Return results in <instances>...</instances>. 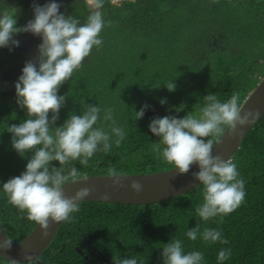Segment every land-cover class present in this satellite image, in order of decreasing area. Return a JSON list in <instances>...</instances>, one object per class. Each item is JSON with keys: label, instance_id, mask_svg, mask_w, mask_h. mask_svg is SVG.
<instances>
[{"label": "trees", "instance_id": "16d2710c", "mask_svg": "<svg viewBox=\"0 0 264 264\" xmlns=\"http://www.w3.org/2000/svg\"><path fill=\"white\" fill-rule=\"evenodd\" d=\"M46 1L0 0V13L23 6L34 15L33 4ZM59 4L61 13L81 23L89 15L85 0ZM101 12L106 22L100 33L103 44L93 47L82 67L59 87L57 94L66 99L55 126H61L70 112L83 113L87 103L101 108L95 127L110 130L111 121H104L103 115L111 108L116 126L126 136L119 146L113 136L111 154L98 151L87 166L74 161L66 169L74 165L86 176L107 175L110 167L122 174L170 169L173 166L153 151L159 140L148 127L153 118L197 114L209 93L225 102L238 92L242 103L264 76V0H124L119 5L104 0ZM2 51L12 53L6 47H0ZM170 82L175 84L173 91L165 86ZM16 101L14 95H0V226L8 238L21 241L35 223L23 219L2 190L4 182L25 170L32 156L27 152L21 157L5 130L27 119L26 109ZM145 105L143 117L135 119V111ZM231 160L245 181L246 195L230 214L199 221L195 209L203 200L200 184L157 203L82 201L40 253L39 264H84L73 247L83 248V239L113 262L136 258L138 264H163V244L179 239L185 254H203V264H219L221 249L231 253L223 264H264V115ZM50 164L59 167L58 161ZM197 223L201 232L205 227L219 230L228 243L207 244L199 235L195 241L188 239V229ZM0 264L10 260L0 256Z\"/></svg>", "mask_w": 264, "mask_h": 264}, {"label": "clouds", "instance_id": "9594fccd", "mask_svg": "<svg viewBox=\"0 0 264 264\" xmlns=\"http://www.w3.org/2000/svg\"><path fill=\"white\" fill-rule=\"evenodd\" d=\"M111 2L116 5L119 0ZM85 4L89 15L84 23L73 15L61 13L60 4L55 0L43 6L33 4L34 17L24 26L17 25L15 9L0 14V47L18 46L19 41L13 39L16 33L30 32L41 37L36 62H26L14 84L16 102L26 109L27 119L5 128L12 134L14 150L21 157L27 152L32 156L25 170L4 182L2 190L8 203L23 214V219L40 226L42 236L48 235L50 221H70L72 214L79 211L80 202L90 192L89 188H80L71 196L66 195L63 186L69 181L86 179V175L74 165L67 169L64 166L74 161L87 166L89 159L98 151L111 154L113 136L116 146L126 136L125 131L116 126L111 108L105 109L103 115L104 121H111L107 126L110 130L95 127L101 119V108L87 103L83 113L70 112L61 126H55L66 99L65 95L57 94L59 87L82 67L93 47L99 48L103 44L100 33L106 23L101 12L104 0H85ZM107 24L111 26L112 22ZM165 86L169 91L175 89L173 82ZM202 100L204 104L197 114L188 112L182 118H153L148 127L159 137L153 145L157 158L172 165L179 174L188 173L193 164L198 166L199 170L192 175L203 186V200L195 209V217L207 222L236 210L246 195L245 181L240 178L233 160L212 154L214 141L219 142L226 129L230 132H237L238 126L242 129L258 113L243 109L238 92L225 102L212 93ZM146 107L135 111V119L143 117ZM52 161H58L59 167L51 166ZM107 176L114 178V185L123 187L119 178L124 176L116 168H108ZM128 187L137 193L142 190V185L136 180L131 181ZM186 235L192 241L199 235L207 244L217 241L228 243L219 230L205 227L201 232L199 223L189 228ZM10 247L11 239L0 242V248ZM162 249L163 264H203V254L200 251L185 254L179 239L163 244ZM230 255L229 250L221 249L217 261L223 264ZM37 260V256L26 252L23 261L11 259L10 264H35ZM114 264H138V261L136 258H124L114 261Z\"/></svg>", "mask_w": 264, "mask_h": 264}, {"label": "water", "instance_id": "95a60500", "mask_svg": "<svg viewBox=\"0 0 264 264\" xmlns=\"http://www.w3.org/2000/svg\"><path fill=\"white\" fill-rule=\"evenodd\" d=\"M242 104L244 110L258 114L248 125L242 126V129L241 126H238L237 132H230L226 129L219 142L214 141L212 147L213 155H220L223 159H231L247 133L264 115V76L248 93ZM198 170V166L193 164L189 172L185 174H179L172 168L150 173L123 174L124 177L119 178L123 187L114 185L112 182L114 178H110L107 175H91L79 181H69L63 186V190L66 195L71 196L80 188H89V195L84 197L83 201L141 205L157 203L184 194L198 186L199 181L192 175V173ZM133 180L138 181L142 185V190L138 193L128 187ZM61 223L50 221L47 236H42V229L39 225L35 224L21 241L11 240V247L9 249L0 248V256L8 260L23 261L24 253L27 252L33 256H37L38 260L35 263L39 264L40 253L50 243ZM7 238L0 226V242H3ZM102 259L106 264H114L104 256Z\"/></svg>", "mask_w": 264, "mask_h": 264}, {"label": "flooded vegetation", "instance_id": "af4514ba", "mask_svg": "<svg viewBox=\"0 0 264 264\" xmlns=\"http://www.w3.org/2000/svg\"><path fill=\"white\" fill-rule=\"evenodd\" d=\"M55 1L59 3L60 1L64 2L66 0ZM48 2H51V0H47L44 4ZM27 11V21L20 20V24H23V26L34 17V15L31 14V9ZM59 11H62L61 7ZM13 39L19 41L18 46L9 45L6 47L7 51L12 50V53L0 52V95L10 94L16 97L14 84L22 74L24 64L28 61L36 62V56L38 54L37 45L41 43V37L33 35L30 32H24L14 34ZM80 245L83 248H79L78 245L76 246L75 244L73 247L79 252L84 264H106L102 259L103 255L96 252L89 241L83 239Z\"/></svg>", "mask_w": 264, "mask_h": 264}, {"label": "rangeland", "instance_id": "374dc122", "mask_svg": "<svg viewBox=\"0 0 264 264\" xmlns=\"http://www.w3.org/2000/svg\"><path fill=\"white\" fill-rule=\"evenodd\" d=\"M56 3H58L57 1H55ZM59 4V3H58ZM116 5H119V3L118 4H116ZM13 9H15L16 10V16H15V18H16V20H17V25L19 26V24H18V20L20 21H27V18H28V9L27 8H25V7H23V6H17V7H15V8H13ZM13 9H11V10H9V11H12ZM0 14H2V13H0ZM20 26H23V24H21ZM8 94V93H7ZM10 95V94H9Z\"/></svg>", "mask_w": 264, "mask_h": 264}, {"label": "built area", "instance_id": "2783aa9c", "mask_svg": "<svg viewBox=\"0 0 264 264\" xmlns=\"http://www.w3.org/2000/svg\"><path fill=\"white\" fill-rule=\"evenodd\" d=\"M122 1H124V0H119V4L122 2ZM213 1V0H212ZM110 2H111V0H110ZM112 3V2H111Z\"/></svg>", "mask_w": 264, "mask_h": 264}]
</instances>
